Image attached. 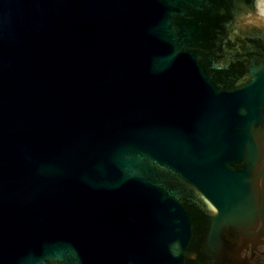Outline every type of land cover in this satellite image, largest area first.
<instances>
[{"label":"water","instance_id":"95a60500","mask_svg":"<svg viewBox=\"0 0 264 264\" xmlns=\"http://www.w3.org/2000/svg\"><path fill=\"white\" fill-rule=\"evenodd\" d=\"M0 264H264V0H0Z\"/></svg>","mask_w":264,"mask_h":264}]
</instances>
